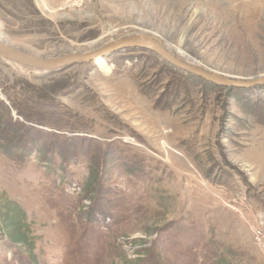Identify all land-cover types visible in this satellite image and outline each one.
Wrapping results in <instances>:
<instances>
[{
  "label": "rangeland",
  "instance_id": "1",
  "mask_svg": "<svg viewBox=\"0 0 264 264\" xmlns=\"http://www.w3.org/2000/svg\"><path fill=\"white\" fill-rule=\"evenodd\" d=\"M147 30L204 68L264 74V0H0V36L38 57ZM98 59L37 72L0 55V204L33 243L0 230V264H264V85L144 48Z\"/></svg>",
  "mask_w": 264,
  "mask_h": 264
},
{
  "label": "water",
  "instance_id": "2",
  "mask_svg": "<svg viewBox=\"0 0 264 264\" xmlns=\"http://www.w3.org/2000/svg\"><path fill=\"white\" fill-rule=\"evenodd\" d=\"M148 32H150V34L141 33L140 31L136 34L119 37L88 51L79 53L70 52L54 57H38L21 51L10 46L0 36V55L3 59L26 67L29 70L48 72L72 64H82L89 63L90 61H96L99 57L103 58L104 56L114 53L120 49L144 48L159 56L167 64L220 86L247 88L251 86L264 85V74L256 75L251 78H235L234 76L223 74L221 72L205 69L204 67L197 66L189 61H182L178 57L174 56L172 52L162 44V41L158 38L156 33H151V31Z\"/></svg>",
  "mask_w": 264,
  "mask_h": 264
},
{
  "label": "trees",
  "instance_id": "3",
  "mask_svg": "<svg viewBox=\"0 0 264 264\" xmlns=\"http://www.w3.org/2000/svg\"><path fill=\"white\" fill-rule=\"evenodd\" d=\"M50 91L53 92L52 90ZM19 145L20 144L18 145L15 144V146H19ZM3 148L5 150L4 153L7 154L9 148L7 146ZM43 151H44L43 146L39 148L36 147L35 155H37V157H40ZM9 152L12 151L9 150ZM19 152L20 155H23V157H20L22 159L32 156L33 154L31 149H28L27 147H24V149L23 148L20 149ZM23 218H24L23 213L20 211L17 203L8 202L7 204L6 203L0 204V230L4 231L5 233V235H3L4 233L2 232L3 234L1 233L2 234L1 236L6 238L9 245L15 248L33 250L32 239L28 236V234H30V231L29 228H27L26 224L24 223ZM22 245H25V247H23ZM28 257H30V255Z\"/></svg>",
  "mask_w": 264,
  "mask_h": 264
},
{
  "label": "bare ground",
  "instance_id": "4",
  "mask_svg": "<svg viewBox=\"0 0 264 264\" xmlns=\"http://www.w3.org/2000/svg\"><path fill=\"white\" fill-rule=\"evenodd\" d=\"M141 33H147V34H150L149 32H141ZM162 44H163V45H164L169 51H171L172 54H173L174 56L178 57L180 60H182V61H189V60H187V59H184V58H182V57L176 55V54L174 53V51H173L172 49H170L168 46H166L164 43H162ZM125 49H126V48H125ZM97 61H98V64L100 65L101 68H104V67H105V64H104V62H103L102 60L98 59ZM189 62H191V61H189ZM192 63H193V62H192ZM194 64H195V63H194ZM195 65H197V64H195ZM197 66H199V65H197ZM205 69H207V68H205ZM44 72H46V71H44Z\"/></svg>",
  "mask_w": 264,
  "mask_h": 264
}]
</instances>
